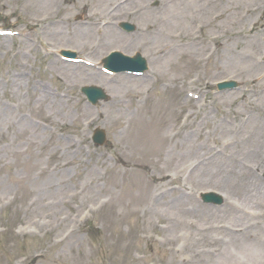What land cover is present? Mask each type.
I'll list each match as a JSON object with an SVG mask.
<instances>
[{
  "label": "rangeland",
  "instance_id": "1",
  "mask_svg": "<svg viewBox=\"0 0 264 264\" xmlns=\"http://www.w3.org/2000/svg\"><path fill=\"white\" fill-rule=\"evenodd\" d=\"M116 1L0 0V28L15 33L0 35V264H211L222 245L197 243L200 260L189 247L182 251L181 240L167 231L171 215L164 205L152 212L156 196L166 192L165 202L178 196L193 200L198 206L187 222L222 239L219 226L235 217H212L206 207L215 205L203 203L201 193L225 194L228 187L234 197L263 192L264 154L256 151L262 153L264 140L249 138L264 120V62H257L264 58V0H131L123 15L114 17L120 30L123 21L135 25L131 34L122 30L129 47L119 40L107 46L93 36L94 27L82 39L79 27L107 21ZM188 3L180 21L166 20L164 11L174 6L181 15ZM143 5L157 10L148 21ZM179 22L188 33L180 31ZM54 28L61 33L51 34ZM193 39L203 46L188 53L184 48ZM47 46L58 54L73 50L100 69L114 50L140 52L149 73L129 81L135 87L130 90L118 86L125 75H117L120 92L107 90L108 100L92 106L82 86L105 89L103 82L87 80L92 70L87 65L83 76H73L81 71L56 62ZM170 53L172 60L165 62ZM223 78L239 82L238 89L217 91L215 84ZM97 110L102 117L88 124ZM96 127L107 133L103 146L93 143ZM189 133L198 135L200 155L214 156L212 174L190 172L203 158L183 142ZM138 146L146 149H138L140 160L124 174L118 160L130 158ZM152 176L161 179L156 183ZM262 211L256 210L257 217ZM80 213L87 216L81 223Z\"/></svg>",
  "mask_w": 264,
  "mask_h": 264
},
{
  "label": "bare ground",
  "instance_id": "2",
  "mask_svg": "<svg viewBox=\"0 0 264 264\" xmlns=\"http://www.w3.org/2000/svg\"><path fill=\"white\" fill-rule=\"evenodd\" d=\"M131 0H120V1H116L112 6V11L109 15L108 18H106L107 21H105L104 25L102 26H97V29L99 30V38L102 37V40H106V42H108L109 44L107 46H115L113 44H111V42H114L116 40H119L124 47H129L130 45L126 44L124 42V36L126 34L124 33H120V31L117 30L116 25L114 22H112V20H114V17H116L115 15H123V13L125 12V5L130 3ZM193 3H196L198 0H191ZM192 4H187V5H182L186 6V8H181V15H180V11L176 10L177 8H175L174 6H172L170 9L166 10L163 12L166 20H170V19H177L178 21H180L182 18V14H184L185 10L190 7ZM197 5V4H196ZM195 5V6H196ZM145 10V15H146V21H148L149 15L155 14L157 13V10L155 9H151L148 8L147 6H142ZM137 12V11H135ZM141 12V10H140ZM180 24H182V27L180 29V31L182 33H188L189 32V27L184 25V23L179 22ZM235 25L238 23H234ZM81 34L80 37L82 39H86L87 37H89V35L91 34V30L92 27L91 26H82L79 27ZM198 29H202L200 26L198 27ZM61 33L59 31V29L55 28L53 29L52 33L53 35H57ZM93 36H94V29H93ZM95 37V36H94ZM217 39V37L215 38V40ZM192 44L188 47H185L184 49H186V51H188V53H193L195 52L194 50L196 49H200L202 48V44L198 41L193 39V41H191ZM242 42V41H241ZM243 42H247V41H243ZM111 44V45H110ZM238 45H239V41H238ZM99 46H96V48H98ZM176 50V49H175ZM102 51V50H101ZM100 51V52H101ZM229 54H231L229 52ZM170 54H168L167 58H165V62L167 61H171L172 58H170ZM229 58V59H228ZM226 58L227 60H230V57ZM264 60V58H263ZM230 63V61L228 62ZM66 67H75L77 70H80V73L74 72L73 76H83L82 74L84 73L82 70V67H84L82 64H70V63H66L65 64ZM249 67H254L249 65ZM94 68V67H93ZM88 70H91L88 68ZM90 73V74H89ZM86 74L91 75L90 77L87 78V80H95V79H100L101 82H103V85L107 88L106 90H109L110 92H112V94L114 93V91L119 90L120 87H117V85L114 84V78H110L107 77L105 75H103L102 73H99L97 71L91 70V72H88ZM123 83L121 82L120 85L118 86H122L125 88H127L128 90L130 89H134L135 87H131L128 86V82L129 81H133V80H141V78H137L134 76H123ZM19 82H15V86L18 85ZM144 87V86H141ZM126 90V89H125ZM120 92V90L118 91ZM114 97V96H113ZM85 111H90L89 107H85ZM107 117H109V112H107ZM94 114V113H93ZM100 117H102V111H97L94 115L88 117V122L89 123H94L96 122ZM200 131V129H199ZM198 131V132H199ZM196 133H189V134H185L183 137V142L186 144L187 149L191 150L192 154H199L200 155V151L202 150V146H199L194 138H196ZM261 136L264 140V120H262V122H258L257 127L255 128V132H253V134H251L249 139H252L254 137H258ZM156 138H154V140H156ZM69 143V142H68ZM142 146H145V143H143ZM179 147V145H176ZM181 147H185V145L180 144ZM72 145L69 143L68 144V148H71ZM263 147V146H262ZM144 150L146 148H141L140 146L137 147V149L135 150L134 154L131 155L130 158H128L127 160L124 159H120L119 158V162H120V166H124L125 167V171H123L124 174H131L133 172V168L131 166H133L135 164V162L138 160H140V158L138 157V155H136L137 153H140V151L138 150ZM264 149V147H263ZM74 152L79 153L78 150H75ZM258 154V156H262L264 154V150L260 153V151H256ZM236 153V152H235ZM197 154V155H198ZM203 159H198L197 161L193 162V164H195V169H198V171H202V172H206L208 171L209 173H213L216 171L217 166L216 165V160L214 159V157L212 158V160L206 159L205 155H200ZM76 158H73V160ZM215 164V165H214ZM61 169H63L62 167H60ZM142 169H144V166H142ZM117 174L120 173V171H116ZM256 179V181L258 182V178L256 177V175L252 177V179ZM153 181H155L156 183L159 182V179L161 178H157L155 176H152L151 178ZM95 178H93L91 180V183H95ZM259 189H262V191L264 192V187H261ZM259 192V191H258ZM263 192H259V193H253L251 195H242V196H236L234 197V195H236V192H234L233 189H231L230 187H228V189H226L227 193V206L226 209L224 210L222 207L221 209L217 210L214 208H210V207H206L209 210V214L214 217V215L218 214V213H223V214H230L232 216H234L235 218L239 219L240 221V226L242 224V221L244 218H247V211L243 210V207H245V205L248 204V202L255 204V206H261L264 205V199L262 197H264V193ZM263 194V196L261 195ZM255 195V198H253L252 196ZM167 196V194L163 195L162 197H160L159 199L156 200L157 203V208L152 207V212L155 211V213L159 212V207L161 205H164V207L162 208L163 211L165 213H167V215H171L169 217V223H171L169 225V227L167 228V231L169 232V234H173L175 235V237L178 239H181L185 242H188L187 244H185L184 246V250L187 249V247H189L187 250H191L194 252V258L200 260L201 259V253H196L194 251L195 246L197 245V243L202 242L204 240L208 241V245L209 248H215L218 246V244L222 245V247L220 249L217 250L216 255L214 256V258L211 260V264H264V244H263V240H264V224L262 223H258L259 225L256 226V228L253 230V233L250 234L249 237H246L244 235V233L240 234V235H234V234H230L226 231H223L224 237L221 238H214L208 234V232L205 231V229H208V227L206 228H200L199 226H196V223L194 221H190L193 219H190V222H187V215L189 213H192V211L194 210L195 207H197L198 205L195 204L193 202V200L190 199H186L183 196H178L174 199H171L168 202H165L164 199ZM233 198L235 199H232ZM229 201V202H228ZM248 201V202H247ZM249 203V204H250ZM57 205V203H56ZM190 205L192 207L187 209V206ZM159 206V207H158ZM242 208V209H241ZM193 209V210H192ZM55 215H58V211L54 213ZM154 214V213H153ZM264 216V214L262 215ZM80 217H81V213H80ZM260 218V217H259ZM205 220L206 216H201L199 218V220ZM256 219L254 221L253 224H256L258 222V218H253ZM244 224V223H243ZM242 224V225H243ZM213 245V246H211ZM208 254L206 255H210L212 256L213 253L210 252L208 250ZM213 257V256H212ZM194 258H192V260H194Z\"/></svg>",
  "mask_w": 264,
  "mask_h": 264
},
{
  "label": "water",
  "instance_id": "3",
  "mask_svg": "<svg viewBox=\"0 0 264 264\" xmlns=\"http://www.w3.org/2000/svg\"><path fill=\"white\" fill-rule=\"evenodd\" d=\"M127 26H129V27L132 28L131 25H127ZM123 60L126 61L127 63H132V64L133 63H138V64L142 63V61H141L140 58L135 59L133 57L132 58H130V57H123ZM86 92L91 96V98L94 99V101H97L99 98H105L106 97V95L104 94V92L102 90L96 88V87H92V88L89 87V88L86 89ZM103 138H104V135L103 134L97 133V135H96V141L97 142H100L101 143L102 140H103Z\"/></svg>",
  "mask_w": 264,
  "mask_h": 264
}]
</instances>
